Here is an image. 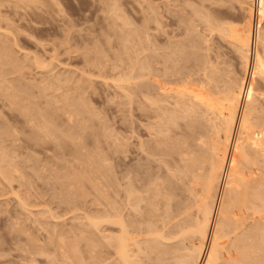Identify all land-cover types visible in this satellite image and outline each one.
I'll return each instance as SVG.
<instances>
[{"label": "rangeland", "instance_id": "1", "mask_svg": "<svg viewBox=\"0 0 264 264\" xmlns=\"http://www.w3.org/2000/svg\"><path fill=\"white\" fill-rule=\"evenodd\" d=\"M17 3L13 2V0L0 1V160L3 159L2 160L3 162L0 161L1 163L0 166L2 167L3 165V168L0 169H3L2 171L4 172L3 173L0 170L1 172L0 173V264H32V263L74 264L75 261L77 260L78 262H76L75 264L77 263L81 264L80 259H82L83 257L84 258L87 257L86 258L87 260L83 258L84 260H86L85 261L87 262L86 264L89 263L91 264L92 261L88 260V257L91 258V255L90 256L88 255L91 252V247H89L91 246V243L90 240L88 239H90L91 236L93 235V229L91 228V226L88 227L89 229L87 227H86L87 229L84 228L86 225L89 226L87 223V219L84 218V216L85 214L86 217L92 215L91 211L89 210L93 211L94 209V207H92L93 199L97 197L98 192L96 193L93 190L91 184L92 181L89 180L87 181V179H85L84 177L81 178L80 184L82 188L83 187L85 188L81 189L80 185H78L77 187H71V186L67 187V185L71 182L68 176L74 174L77 175L78 173L80 174L84 173V175H91L89 177H91L92 180L93 177L96 179L98 177L97 180L102 181V183L106 185L103 186V191L111 195L113 191L116 190V193L118 195V197L117 196L116 197L121 202L123 201V198H125L126 196V190H124V187L129 185L133 186L132 187L133 195L136 198H132V199L133 201H136L138 199L142 200L141 201L142 203L140 202L141 203L140 207L142 211L146 209L147 207L146 201L150 197L149 195H151L150 192L152 193L153 191L151 186L148 187V185H146L148 184L149 181L154 180V178H156L159 179V181H163L166 187H169L167 186L169 185L168 184L169 179L171 182L176 180V178H174L175 177L174 173H170V171L175 170L173 165L178 164L175 160L176 155L171 152V149L173 148V146L175 147V145L177 144L181 148H184L182 147L183 146L182 144H184L185 140L189 138L180 137V135L187 136L186 134H190L191 133L190 130H192L191 128H193L192 126L194 124H195L194 126L196 127L197 125L199 126L202 123H198V122H204L205 118H201L203 117L200 116L202 113L200 114L198 112L200 115H197L196 113V117L193 116L194 114L192 115L188 114L185 117V119H183L184 115H186V113L189 112L187 111L188 109L186 108V106L178 107V105L176 104L170 106L166 105L168 101L170 104L174 103L172 102V100L175 101V99H172L173 95L171 97L172 94L171 89L167 91L168 88L167 86L170 85L172 89H174V87H176L179 82L180 84L183 82L184 84L182 83V85H184L186 89L188 88L191 89V86L193 85H194L193 86L194 89L199 88V86L201 87V84L199 85V83H202V85H204L203 83H205V82H200L205 80L204 77L202 78V76H205L204 74H202L204 73L202 72L204 67L203 64L207 65V69H208V65H210L211 63L212 64L216 63L215 65H217L219 69L218 72H220L218 75L220 74L222 75L224 73V71L221 73L222 69L219 68L221 64H224V66L227 69L233 72L231 73L234 76L237 77L243 76L241 74H244L246 71L243 72L244 69H242L243 66H241V64L238 67L239 63L242 62V60L240 58V55L239 57L238 56L236 57V55H238L239 53L238 51L237 53L234 52L235 45H232L231 44L232 42L229 41L230 46L232 45L233 48L230 47L228 41H226L230 39L223 35L217 37L218 32L216 30H212V28L216 26L214 25V23L218 24L217 22L220 23V21L221 22L228 21L229 23L236 24V26H241L243 24L242 23L243 20L246 19L245 18L246 10L245 7H243L244 5H242V3L244 4V1L243 0H40V2L39 1L31 2V3L19 2L20 4ZM16 4L20 5V7H17ZM228 6L232 7L233 10L231 9V7H229L232 12H230ZM212 7H214L215 9ZM199 10L207 15L209 11H210L209 12L210 15L211 13L216 14V10H218L216 14L218 16H216L215 14L212 16L211 14L207 18L211 17L212 19L215 18V20L218 19L219 21L215 22V20L210 19L209 20L211 22L210 23L209 21L208 22L206 21L207 20L206 17H204L205 20H201V18H203L202 12L194 16V13ZM222 11H224L226 14L223 13ZM197 13L198 12H196L195 14ZM117 15L119 18L116 17ZM159 15L162 18V19L160 18V21L157 19L159 18ZM199 15L201 18L199 17ZM182 16L184 17L182 18ZM196 16L198 17L196 18ZM121 17H123L122 19L124 20H122ZM148 19L149 21H147ZM189 19L191 20L189 21ZM198 19L201 20V22ZM172 21L174 22L173 24L176 26H174L173 24H169L172 23ZM126 22H127V26L125 24ZM143 22L145 24H147L148 22L149 23L148 25H145ZM234 22H238V23H234ZM184 23H186L187 25ZM204 23L206 24L205 26H207V28L205 27V29L203 26ZM142 25L145 27H142ZM146 27L149 30H147ZM258 27L260 31L264 34V20L258 22ZM143 28H145L144 29L145 31L143 30ZM210 30H212V32H210ZM190 31L192 32L189 34L188 32ZM123 32H125L126 35ZM137 32H139V34H137ZM141 32H143V34H141ZM204 32H206V34ZM131 33L134 36L131 35L130 38L129 34ZM144 33H147V35L145 34L144 36ZM171 33L172 36H170ZM202 34H204V36ZM207 34L208 36H205ZM141 36L145 39L144 40L145 44H142L143 41L140 39L142 38ZM200 36L205 38H200ZM221 36L223 37L221 38ZM197 37L199 38V41L196 40ZM224 37L228 39H224ZM133 41L139 43V47L141 46L140 47L141 49L137 47L138 46L137 45L135 48L136 50H134L133 47L136 44L135 45H132L134 43L130 44V42ZM208 41H210V43ZM187 42H189L190 44L188 45ZM191 42L192 43L200 42V43L198 45L194 43L193 45ZM173 43H176L177 45H174ZM179 44L180 45L187 44V45H182L180 47ZM131 45L133 47H130ZM199 45L200 48L197 47ZM256 45H253L254 49L259 46ZM184 46L186 48L187 47L189 48L186 49ZM194 46H196L197 48ZM207 46L208 47L210 46L209 48L210 50L208 49ZM211 46L214 48V50L218 49L219 52L217 50L215 51L212 50L213 48ZM128 47L130 51L134 50L133 51L134 54L138 50L139 51L137 52L138 54L136 53L138 57L136 54L133 55V53L131 54L130 51H125L123 49V48L127 49ZM167 47L169 49H167ZM176 47L179 50L181 49L182 50L178 52V49H176ZM204 47L207 48L206 51L203 49ZM143 48H146V50L145 49L143 50ZM147 48H149L150 51ZM163 48L166 49L164 50ZM170 48L174 49L173 50L174 52L173 51L171 52ZM201 48L203 49V52L199 51L201 50ZM160 49H162L164 53H161L162 51ZM190 49L193 51L195 50L196 54L194 53L195 55H193V52ZM140 50L142 51L141 53ZM166 50L168 51L170 50L169 51L170 55ZM8 51L9 53H11L10 54L11 56L7 53ZM145 51L148 52L146 53ZM175 51L178 53H175ZM196 51H199L201 54L204 53L207 56L211 55L210 59L208 58L209 56L207 57L204 54L201 55L199 52ZM228 51L230 53H228ZM183 52L186 53L184 54ZM217 52L219 53V55H216ZM231 52L232 55L235 56L232 57ZM125 53L126 55L129 56L128 58L126 57ZM158 53H160L161 55ZM173 53H175L176 55L174 56L176 57V60L174 59L173 56H171L174 55ZM189 53L193 55L192 61H188V59L190 60L189 57H191L187 55ZM164 54L169 55L172 58L171 62L172 64H174L172 68L170 67L172 65V64L170 65L171 62L168 61L171 59H169V56H166ZM178 54H183L180 56L183 57L185 55V57L179 59L181 57H178L179 56ZM162 55L165 57H163ZM197 55H199L200 58L202 59H207V60H203L205 63L203 62V64H200L202 65L201 68L195 67V66H199L198 65L199 63L194 64L195 62H199L197 60L199 56L195 57ZM213 55L216 56L214 57ZM119 56H122L120 57L122 59H119L118 58ZM134 56H136L139 60L136 59ZM147 56L151 59L147 58ZM203 56H206L207 58H204ZM217 56L219 60L216 58ZM131 57L133 61L130 62ZM143 57L144 59H142L141 61L140 59ZM158 58L160 60L164 59V61H168L169 63L160 61L158 60ZM186 58L187 60L184 61L183 59ZM236 58H239L240 61ZM134 59L136 60L134 61ZM233 59L238 64H236V62L233 61ZM145 60L148 61L147 63L149 67L152 66L149 68L151 70L148 71H153L154 73L157 72L158 73L156 74L157 76H153L152 74L154 73H151L153 77L150 75V73L148 75L147 70H146L147 74L141 76L142 78L138 76L139 74L141 75L143 74V72L141 73V71L143 70L139 69L141 67L139 65L143 64L144 62L146 63ZM136 61L139 62L138 65ZM173 61H178L179 65L177 64L178 65L177 66L176 63L178 62L174 63ZM206 61H210L209 64ZM219 61H221L222 63H220ZM188 62L191 63L189 64ZM200 62H202V60H200ZM223 62H226V64ZM130 63L132 64L130 65ZM133 64L135 67L130 68L129 65L133 66ZM167 64H169L170 66ZM182 64L184 69L180 70L181 68H183ZM163 66L166 69L169 67L167 70L164 69L166 70L167 73L164 72L163 70L165 74L162 73ZM232 66L234 71L232 69ZM154 67H156V70L152 69ZM174 67L178 69V72ZM134 68H136L137 70ZM128 69L131 70L132 73ZM133 70L138 72L134 73ZM240 70L242 71L240 72ZM126 71H128L131 74L127 73ZM238 71L240 72L238 73L239 76L237 75ZM190 72L193 74H190ZM172 73L175 76H173ZM124 74L127 75L124 76ZM171 75L174 77L173 80L170 79L173 78ZM179 75H182L184 79H182V77ZM199 75L202 76L200 77ZM244 75H247V72ZM129 76H131L130 80L128 78ZM132 76H135V78ZM145 76H149V79L151 81L153 80V82H150L149 80L148 81L149 85H147L150 86L149 89L151 90L153 89V91L149 90L152 92L153 95L152 98L153 97L158 98V96H160V93L164 95V92L159 91V90L164 91V88L166 89L165 91H167L165 95L170 93L169 94L170 96L168 95L166 97L162 96V98H158L161 100L159 103L160 105L156 106V109H153L155 106L151 107L153 105L149 106L148 103L145 102V100H141L142 97H144L143 93L141 94L140 92V89H142V87L136 89V85L133 84L132 87L130 86V84L127 83V82L129 83L136 82L138 83L137 86H139L140 84L146 85L148 83H146L145 79H143ZM150 76L152 79L150 78ZM177 76L181 77L182 82L181 80H179L180 78L176 79ZM247 77H249V74L247 75ZM125 78L126 81L127 79L128 81L126 82L127 84L124 82L125 83L124 85L126 86L127 89H130L128 88V86L132 87L130 91H126L127 89H124L125 87H123L122 89V86L124 85L119 83V81H121V83L125 81ZM157 78H161V79L159 80ZM162 78L166 81L164 82ZM134 80H138V81H134ZM155 80L163 81L160 82L161 85L157 84L159 85V87L157 86L159 88L158 90L157 87L155 88L156 86ZM142 81L145 83H143ZM191 81L196 82V84H191ZM116 85L117 86L122 85L121 89H119V87H116ZM162 85L165 87H163ZM160 86L163 87V89ZM170 86L169 88H171ZM179 86L180 85L177 86L178 89L180 88ZM184 86L182 87L185 90ZM133 89L136 90L137 92H135ZM131 90L133 91V94L130 93L132 92ZM154 90L159 91L157 92L159 95L156 97H155L156 94H154L155 93ZM122 91L127 93L124 94V92ZM138 93H140L143 96L141 97V95ZM135 94L138 95L137 99L139 98L142 102L136 100V98L132 99L136 97ZM124 95L127 97H125ZM133 95L135 96L133 97ZM168 97L171 98L168 99ZM166 98L168 100L167 103L165 100L162 101V99H166ZM129 99H131V101L133 102L130 103ZM71 101H75V102H71ZM143 102L146 105L141 104ZM161 103L162 105L164 103L166 104H164L162 107ZM140 104L141 107L144 106L141 109L138 108L140 107L139 106ZM165 105L168 107H166ZM174 105L177 107H174ZM149 107L151 108V110ZM165 107L166 109H164ZM24 108L27 111L25 110L23 111ZM144 108L146 111L149 108L147 113L146 111L144 112L142 111V109ZM169 108L171 110L175 109L174 112L176 114L171 112ZM177 109L178 111H176ZM149 111H153V113ZM180 111L184 112L185 114L184 113L181 114ZM149 113H151L152 115ZM155 113H159V114H155ZM158 115H160V119H161L160 121H157V119L159 120ZM165 115H167V117H171L170 118L171 120L167 117H164L165 121L167 119V121L170 122L169 124L163 121L164 120L163 116ZM177 115H179L181 118L179 116L178 119L177 117H174ZM197 117L199 119H197ZM172 119L174 121H172ZM200 119H203V121ZM29 122H33V125H31L32 123L29 124ZM156 122L158 123L156 124ZM44 123H46L45 126L43 125ZM47 123L49 124V126H47L48 125ZM187 123H190L189 125L191 126H189ZM171 125H173V127ZM43 126L44 128H48V129L41 128V130H45V131L51 130L52 133L46 131L47 133L49 132L47 134L45 131L44 133L39 129L38 130L35 129ZM11 127L13 132L11 130ZM54 127H57L55 131H53ZM58 128L60 129L58 130ZM31 130H33V132ZM71 130L72 132L70 133ZM38 131H41V133ZM34 132L40 134L36 135ZM181 132L184 134L182 135ZM63 133L66 137L63 135ZM53 135L54 137L52 138ZM73 136L78 138L75 139L73 138ZM178 138L180 139L182 138V139L179 140ZM176 139L179 141H177ZM37 140L40 141L37 142L39 145L36 142H34ZM41 142L43 143V145ZM117 142L120 143L121 147H118L119 144H117ZM174 142H176L177 144L174 145L173 144ZM32 145H34V147ZM163 145L166 146L164 147ZM168 145H171L172 147L171 146L169 147ZM40 146L45 148H41ZM115 147L118 149H116ZM156 147L158 149H156ZM45 149L48 150V152L46 153L47 155L44 154L45 152H43V150ZM101 149L103 152H100ZM116 150L117 152H115ZM49 151L52 153H50ZM62 152L65 154L64 156ZM56 154L61 158L59 157L57 158V156L54 157ZM89 154H93L96 156H92ZM36 155H39L40 157ZM97 155H100L98 160L107 157L106 158L107 161L103 159L101 161H98L97 159L94 158V157L98 158ZM44 157H47L48 160H46ZM89 157L92 159L88 160L87 158ZM52 158L54 159L56 158V160L53 162L54 159L50 160ZM64 158L65 161H63ZM42 159H44L45 161L42 162L43 161ZM49 161L53 162V164ZM70 161H72V163H70ZM73 161H75L76 164ZM86 161H88V163ZM91 162L93 164H91L90 166L89 163ZM98 162L101 163L99 164ZM165 163L169 164L170 166H168L167 164L165 166L164 165ZM41 164L45 165V168L44 166H42V168L40 169ZM85 164H87L91 169L90 172H87L89 171V168L86 169L87 171L82 169L88 167ZM62 165L63 166L66 165V166H64L61 170L56 171V169H59V167H61ZM70 166L71 167L73 166V168L76 167L78 169L80 167L82 168H80L79 170H75L76 168L73 169L70 168ZM171 166L173 167V169H171L172 168ZM50 167L55 170L51 169ZM94 167H98V169ZM68 168H70L69 170H72L73 172L67 170ZM111 168L112 171H110ZM81 169L83 170L82 173L79 172ZM93 169L96 170L93 171ZM121 169L122 170L126 169L125 171H129L128 174L126 175V172L123 171V173L125 172L123 176L122 175L123 173H121L122 171ZM4 170L10 172H8L7 174V172H5ZM64 170H66L67 173L69 172L70 173L64 174ZM98 171H102L103 173ZM53 173L56 175H54ZM85 173H90V174H85ZM171 174H173L172 175L173 178L171 177ZM65 176H67L66 179H64ZM112 176L114 177L112 178ZM59 177H62L63 179ZM100 177L103 178L100 179ZM54 178L56 181L53 180ZM136 178L138 180L143 178L142 180H145L147 183L145 185H141V182L145 183V181L140 180L141 182L138 184ZM114 179H115L114 183L117 184H111L113 182L111 180ZM132 179L134 183L131 182ZM159 181L157 180L158 183ZM176 181H174L172 185H170V187L172 186L173 187L172 190H175V193L177 194L183 193V190L180 187H182L181 184H183L185 181L184 180H182V182L180 180H176ZM64 182L65 183L68 182V184H65ZM61 183H63L64 185ZM107 183H110V185H107ZM164 183H161V185ZM177 183L180 185H177ZM143 186L146 188L145 189L146 191L142 190L144 189ZM162 186L165 188L164 185ZM69 190L72 192H70ZM78 192H80V194ZM88 192L89 195H91L90 197L87 194H84ZM177 194L174 195V201H180L179 200L180 196L179 194L177 196ZM67 195L69 198L67 197ZM76 197H81V198H76ZM82 197H84L83 200ZM125 212L129 213V218L131 220L137 221V217L139 216H137V214H134L132 209L128 207L125 209ZM160 217L161 216L158 215L155 217V219L159 220ZM77 219L80 220L81 223ZM82 223H86V225ZM157 224H159V221L157 222ZM80 225H82V227ZM80 237H82L84 240L87 238V240H85L86 242L83 241V239L79 240ZM61 238L62 240H60ZM84 243L86 246L84 245ZM73 245L74 246L77 245L76 252H74L75 251L74 249L71 250L72 248H70ZM68 248L69 250L67 251ZM87 249L88 252L83 251ZM37 250H39V252ZM69 252L70 254H68ZM64 255L69 258H67L66 260V258H64ZM78 255H80L79 256L80 258L78 257ZM32 258L35 259L36 261L34 260L35 261L34 262ZM29 261L32 263H30Z\"/></svg>", "mask_w": 264, "mask_h": 264}, {"label": "bare ground", "instance_id": "2", "mask_svg": "<svg viewBox=\"0 0 264 264\" xmlns=\"http://www.w3.org/2000/svg\"><path fill=\"white\" fill-rule=\"evenodd\" d=\"M9 1H11V0H9ZM38 1L40 2V0H38ZM38 1L37 0H13V2H16V3L18 2L17 4H20L19 2H30L31 3V2H38ZM243 1H244V4L242 3V5H244L243 7H245V10H246V17H245L246 19L243 20V22H242L243 24L241 23L242 25L239 24L241 26H236V24L229 23L228 21H227L228 23L227 22H221V21L219 23V22H217V21H219L218 19L215 20V18L212 19L211 17L207 18L208 16H210L212 14L211 13L209 15L210 11L208 12L207 10L206 11L208 12V15L199 10V11H196V12H198L197 14H195L196 12L194 13V16L198 15L200 12H202L203 18H201L199 15L201 20H205L204 17H206L207 22L210 19H212L218 23V24L214 23V25H216V26L213 27L212 30H216L218 32L219 36L217 35V37H220V35L228 37L230 40H226V41H228V43H229V41H231L232 42L231 44L235 45L234 48L236 49V51L234 49V52L237 53V51H238V53H239L238 55H236V57L237 56L239 57V55H240V58L242 60V62L239 63L238 67L241 64V66H243V68L242 67H240V68L244 69L243 72L246 71L247 75L249 74V77H247V75H244L246 72L244 74H241V75H243V76L240 75L241 77L234 76L232 74L233 72L231 70L227 69L224 66V64H221V66H219V68L222 69L221 73L223 71H224V73L222 75L221 74L218 75L220 72H218L219 69H218L217 65H215L216 63H213V64L211 63L210 65H208V69H207V65L203 64V62H204L203 60H207V59H202V58H200L199 55H197L195 57L199 56L197 58V60L199 62H195L194 64L199 63L198 64L199 66H195L196 68L197 67L201 68L202 65H200V64H203V66H204L203 67L204 71L202 70V72H204V73H202V72L201 73L204 74L205 76L199 75L200 77L202 76V78L204 77L205 80L202 79L203 81H200V82H205V83H203L204 85H202V83H199V85L201 84V87L199 86V88H196V86H195L196 89H194V87H193L194 85H193V86H191V89H189L187 87L188 84L190 83V81H189V83L186 86L188 89H186L185 86L182 85V83H183L181 80L182 75H179L181 77H179V76L176 77V79L180 78L179 80H181V82H182L181 84H180V82L178 83V85H180L179 89L177 87L178 86L177 84H175L177 86L174 87V89H172V87L170 85H168V84H167L168 86L166 85L168 88H169V86L171 87L169 89L167 88V91L171 89V92H172L171 97L173 95L172 99H175V101L172 100V102H174V103L171 102L172 104H170L169 101L167 100V98L162 99V101L165 100L166 103H167V101L169 103V104L168 103L167 104L164 103V104H166L168 106L176 104V105H178V107L186 106V108L188 109L187 111H189V112H187L186 115H184L183 119H185V117L188 114L189 115L194 114L193 116L196 117V113H197V115H200L202 113L200 116H203V117H201V118H205L204 122H198V123H202L199 126L197 125V123H196L197 127L194 126L195 124L192 126L193 128H191L192 130H190V132H191L190 134H186L187 136H181L180 135V137H186V138L188 137L189 138V139L185 140L184 144H182L183 146L181 145L184 148H181L176 143L177 141L182 139V138L181 139L178 138L179 140L176 139L177 141L173 143L174 145L177 144L178 146L175 145V147L173 146V148L171 149V152L176 155L175 160L178 163L177 165H179V166H177L175 164L176 167H175V165H173L175 170H172L174 172L170 171L171 169H173L172 166H171L172 168L169 171H170V173H174V176H175L174 178H176V180H180L181 182H182V180L185 181V182L183 181L184 183L181 184L182 187H180L183 190V193H178L180 196L179 197L180 201H174V195L177 193H175V190H172L173 189L172 186L170 187V185H172V183L176 180L173 179L174 181L171 182L169 179V181L171 183L168 181L169 185H167V186H169V187H166L165 183L163 181H159V179H156V178H154V180L149 181L148 184H146L147 182L145 180H142L143 178H141L140 180L145 181V183L141 182L140 180H138L136 178L137 179L136 181L138 182V184L141 182V185L146 184V185H148V187L151 186V188L153 190L152 193L150 192V194H151V195H149L150 197L148 196L149 198L148 199L146 198L147 199L146 209H144V211H142L141 207H140L142 200L138 199L136 201H133V199H132V198H136L133 195V189H132L133 186L129 185V186L124 187V190H126V196H125V198H123V201L121 202L120 200L117 199L118 195L116 193V190H114L113 193L111 192L112 193L111 195L107 194L105 191H103V186H106V185L104 183H102V181L97 180L98 177H97V179L93 177V180H92V178L89 177L91 175H84V173H82V171H83L82 169L86 170L89 168V166L87 164H85V165L88 167H85V168L80 167L82 169L79 172H81L82 174L78 173L77 175H75V174L70 175V176H68V178H69V180H71V182L69 184H68V182L65 183L66 181L64 182L65 184H68L67 187H69V186L77 187L78 185H80V188L83 189L85 187L82 188L80 181H81V178L84 177L85 179H87V181L88 180L92 181L91 184H92L93 190L96 193L98 192L97 197L95 199H93V205L94 206L92 205V207H94V209H93V211L89 210V211H91L92 215L90 214L91 216H87V217H86V214H85V216L83 215L84 218L87 219V223L89 226H87L86 223H82V224L86 225V226L84 225L85 226L84 228H86V227L88 228L91 226V228L93 229V235L91 236L90 239H88V240H90V243H91V246H89V247H91L92 253L90 252V254H88L89 256L91 255V258L88 257V260L92 261L91 264H264V34L260 31V29L258 27V22L261 20H264V0H243ZM208 5H210V4H208ZM203 6H202V8H203ZM17 7H20V5H17ZM221 7H222V5H221ZM221 7H220V9H221ZM229 7H231V6H228V8ZM212 8H214V7H212ZM228 8H226V9H228ZM196 9H198V8H196ZM222 9H224V8H222ZM231 9H232V7H231ZM231 9H230V12H232ZM217 11L218 10H216V14H217ZM224 11H222V12L225 13ZM158 14H160V13H158ZM214 14L215 13H213L212 16ZM160 15H162V14H160ZM160 15H159V18H157L159 21L161 18ZM162 16H164V15H162ZM216 16H218V15H216ZM222 16H220V17H222ZM116 17L119 18L118 15ZM183 17L184 16H182V18ZM197 17L198 16H196V18ZM233 17H231V18H233ZM122 18L123 17H121V19ZM122 20H124V19H122ZM190 20L191 19H189V21ZM201 20H199V21L201 22ZM125 21H123V22H125ZM147 21H149V19ZM157 21H155V22H157ZM224 21H226V20H224ZM207 22H206V24H207ZM148 23L147 24L144 23V24L148 25ZM173 23L174 22L172 21V23H169V24H173ZM234 23H238V22H234ZM125 24L127 26V22ZM184 24H186V23H184ZM206 24L205 23L203 24L204 29H205V27L207 28V26H205ZM157 26H158V24H157ZM174 26H176V25H174ZM142 27H145V26L142 25ZM144 29L145 28H143V30ZM146 29H147V27H146ZM147 30H149V29H147ZM212 30H210V32H212ZM192 31H190L188 33L190 34ZM139 32H140V30H139ZM139 32H137V34H139ZM146 32H149V31H146ZM206 32H204V33L206 34ZM210 32H209V34H210ZM123 33H125V32H123ZM127 33H129V32H127ZM172 33H174V32H172ZM172 33L170 36H172ZM141 34H143V32H141ZM145 34L147 35V33H144V36H145ZM125 35H126V33H125ZM129 35L131 38V35H133V34L131 33ZM202 35L204 36V34H202ZM187 36H188V34H187ZM201 36H200V38H205V37H201ZM205 36H208V34ZM223 36H221V38ZM198 37L196 40L199 41ZM225 37H224V39H228ZM142 38H140L143 41L142 44H145L144 43L145 39L144 38L142 39ZM188 39H190V38H188ZM208 40H209V38H208ZM123 41H125V40H123ZM179 41H182V40H179ZM208 42L210 43V41H208ZM131 43H134L132 45L136 44L134 47L132 45L130 46V47H133L134 50H136L135 48L137 45H138L137 47H139V43H136L135 41L130 42V44ZM176 43H178V42H176ZM176 43H173V44L177 45ZM194 43H196V45H198L200 42L199 43L194 42ZM194 43H192V44L194 45ZM202 43H203V41H202ZM164 44H165V42H164ZM187 44L189 45L190 43L187 42ZM187 44H182V45H187ZM182 45H180V47ZM208 45H210V44H208ZM232 45L230 46V43H229V46L233 48ZM253 45H256V46L259 45V46L254 49ZM145 46H143V47H145ZM203 46H204V44H203ZM203 46H201V47H203ZM168 47H167V49H169ZM194 47H196V46H194ZM194 47H191V48H194ZM197 47L200 48V45ZM149 48H150V45H149ZM149 48H147V49L150 51ZM187 48H189V47H187ZM209 48H210V46L208 47V49ZM123 49L125 51H130L129 47L127 49H125V48H123ZM144 49L146 50V48H143V50ZM163 49L165 50L166 48H163ZM176 49H178V48L176 47ZM203 49L206 51L207 48L204 47ZM203 49L201 48V50H199V51L203 52ZM160 50L162 51V49H160ZM173 50L174 49H171V52ZM181 50L178 49V52ZM212 50H214V48ZM215 50L218 51V49H215ZM219 50H220V48H219ZM133 51H130L131 54L133 53ZM166 51L169 53L170 50L169 51L166 50ZM191 51L193 52V55L196 54L195 50L194 51L191 50ZM199 51H196V52H199ZM229 51H231V50H229ZM229 51H228V53H230ZM137 52H139V51L137 50ZM137 52H135V54ZM141 52L142 51L140 50V53ZM178 52L175 51V53H178ZM187 52H188V50H187ZM218 52L216 55H219ZM7 53L9 55L11 54V53H9V51ZM161 53H164V52L162 51ZM175 53H173L174 55H171V56H173V57L176 56ZM183 53L185 54L186 52H183ZM228 53H226V54H228ZM135 54L133 53V55H135ZM150 54H152V53H150ZM158 54H160V53H158ZM166 54H164V55H166ZM189 54H191V53H189ZM189 54H187V55L191 56V57H189L190 60L188 59V61H192L193 55L192 54L189 55ZM203 54H201V55H203ZM125 55H126V53H125ZM169 55H170V53H169ZM169 55H166V56H169ZM178 55H179L178 57H181L180 55H183V54H178ZM204 55H206V54H204ZM216 55H213V56L215 57ZM231 55H232V52H231ZM206 56H203V57L207 58L209 55L207 57ZM210 56L208 57L209 59H210ZM233 56H235V55H232V57ZM120 57H122V56H119L118 58L122 59ZM126 57L128 58L129 56L126 55ZM134 57L136 59H138L137 58L138 55H137V57L136 56H134ZM163 57H165V56H163ZM184 57H185V55L179 59H182ZM224 57H223V60H224ZM147 58H149V57L147 56ZM216 58L218 59V56ZM136 59H134V61ZM142 59H144V57L141 58L140 60L142 61ZM149 59H151V58H149ZM169 59H171V60H168V61L171 62L172 58L170 56H169ZM174 59L176 60V57H174ZM225 59H227V58H225ZM236 59L239 60V58H236ZM158 60H160V59L158 58ZM183 60L185 61V60H187V58L183 59ZM194 60H196V59H194ZM200 60H202V62H200ZM223 60H221V61H223ZM131 61H133L132 57H131L130 62ZM145 61H146V63L144 62L143 64L139 65V66H141L139 69L143 70V71H141V73L143 72V74L138 75L140 77L147 74V73H148V75H149V73H150V75H151V73H154L153 71H148V70H151L149 68L152 66L149 67L148 63H147L148 61L147 60H145ZM160 61H164V59L160 60ZM168 61H164V62L169 63ZM221 61H219V62L222 63ZM233 61H235V60L233 59ZM136 62H135V64H136ZM151 62H153V61H151ZM173 62L176 63L178 61H173ZM206 62L209 64L210 61H206ZM212 62H214V61H212ZM132 63H134V62H132ZM132 63H130V65ZM138 63L139 62H137V65H138ZM223 63L226 64V62H223ZM232 63H234V62H232ZM242 63H243V65H242ZM171 64H172V62L170 63V65ZM177 64L179 65V62L176 63V65ZM236 64H238V63L236 62ZM130 65H129L130 68L135 67L134 64H133V66H130ZM167 65H169V64H167ZM167 65H165V66H167ZM173 65L174 64H172L170 67L172 68ZM177 66H176V68H177ZM222 66L225 68H223ZM182 67H183V64H182ZM234 67H236V66H234ZM136 68H134V69H136ZM154 68H152V69L156 70V67H154ZM162 68H163L162 73H164V72H166V70L169 67L166 69L163 66ZM164 69H166V70H164ZM183 69H184V67L181 68L180 70H183ZM232 69H233V66H232ZM146 70L148 71L147 73H146ZM163 70H164V72H163ZM176 70L178 72V69H176ZM227 70H229V71H227ZM129 71H131V70H129ZM158 71H159V69H158ZM233 71H234V69H233ZM241 71L242 70H240V72ZM126 72L129 73L128 71H126ZM136 72H138V71H134V73H136ZM194 72H196V71H194ZM240 72L238 71L237 75ZM131 73H132V71H131ZM131 73H129V74H131ZM156 74H158V73L156 72L152 75L157 76ZM190 74H193V73L190 72ZM199 74H200V72H199ZM125 75H127V74H124V76ZM172 75H173V73H172ZM151 76H150V78H151ZM168 76H170V75H168ZM173 76H175V75H173ZM196 76H198V75H196ZM130 77L131 76L128 77L129 80L131 79ZM132 77L135 78V76H132ZM163 77H165V76H163ZM190 78H191V76H190ZM138 79H140V78H138ZM143 79H145V82L148 84H146V85L140 84L139 86H137L138 83H136V82L129 83V82H127L128 79L126 81V78H125V81H123L122 83L118 79L117 80L119 81L120 84H123V85L127 82L128 84H130V86L133 87V84H134V85H136V89H139L142 87V89H140V92H141V94L143 93L144 97H142L143 95L138 93L142 97L141 100H145V102L148 103L149 106L153 105L151 107L155 106L153 109H156V106L160 105L159 103L161 100L158 98H162V96L166 97L170 93L165 95L167 93V91H165L166 89L164 88V91L159 90L160 92H164V95H162L160 93V96H161L160 97V96H158L159 94L157 93L159 91L154 90L155 91L154 94H156L155 97L158 96V98H154V97L152 98L153 95H152L151 91H153V89L151 90V89H149L150 86H147V85H149V82H148L150 80L149 76H145ZM157 79L160 80L161 78H157ZM170 79L173 80L174 77L170 78ZM182 79H184V78L182 77ZM117 80H116V82H117ZM159 80L158 81L155 80L156 82L154 81L156 84V86L154 85L155 88L157 86L159 87V85H161L160 82H163L162 80L161 81H159ZM172 80H170V81H172ZM196 80H198V79H196ZM134 81H138V80H134ZM165 81L166 80H164V82ZM145 82H143V83H145ZM150 82H153V80L152 81L150 80ZM157 82H159V83H157ZM197 82H199V81H197ZM117 84H118V82H117ZM157 84H159V85H157ZM191 84H196V82L191 81ZM181 85L184 86L185 90L183 89V87ZM121 86L122 85H118V86L116 85V87H119V89H121ZM123 87H125L124 89H127L125 85L122 86V89H123ZM132 87L128 86V88H130V89ZM158 87H157V90L159 89ZM163 87H165V86H163ZM163 87H161V88L163 89ZM181 87H182V89H181ZM130 89H127L126 91H130ZM149 90H151V91H149ZM134 91L137 92L136 90H134ZM122 92H124V91H122ZM126 93L127 92H124V94H126ZM130 93L133 94V91ZM135 95H133V97ZM140 95H139V97H140ZM137 96L138 95H136V97H134L132 99L136 98V100L141 101L139 98L137 99ZM125 97H127V96H125ZM128 98H130V97H128ZM143 98H145V99H143ZM170 98L168 97V99H170ZM129 101H130V103L133 102V101H131V99H129ZM71 102H75V101H71ZM68 103H70V102H68ZM141 104L144 105L145 103L143 102ZM141 104L139 105L140 107H138L140 109L144 107V106L141 107ZM163 105L161 103L162 107H163ZM73 106H75V105H73ZM168 106H166V107H168ZM129 107H130V104H129ZM166 107L164 109H166ZM174 107H177V106L174 105ZM149 108H148V110H149ZM170 108H169V110L171 112L175 113L174 112L175 109L171 110ZM24 110H25V108L23 109V111ZM148 110L146 111L145 108L142 109V111L143 112L146 111V113L148 112ZM150 110H151V108H150ZM25 111H27V110H25ZM176 111H178V109ZM149 112L153 113V111H149ZM146 113H145V115H146ZM180 113L183 114L184 112L180 111ZM75 114H76V112H75ZM149 114H151V113H149ZM155 114H159V113H155ZM163 114H164V112H163ZM177 114H179V113H177ZM67 116H69V115H67ZM158 116H159V120L156 118L157 116L155 118L157 119V121H160L161 120L160 115H158ZM178 116L179 115L174 116V117H177V119H178L180 117V116L179 117ZM200 116H198V117H200ZM142 117H144V116H142ZM164 117H167V115L163 116V118ZM190 117H192V116H190ZM198 117H197V119H199ZM167 118L170 119L171 117H167ZM188 118H186V119H188ZM71 119H70V121H71ZM200 120L203 121V119H200ZM163 121H165V118ZM172 121H174V120L172 119ZM44 122H46V121H44ZM165 122L168 124L170 123L167 121V119ZM189 122H190V120H189ZM25 123H27V122H25ZM30 123H32L31 125H33V122H29V124ZM41 123H43V122H41ZM157 123L158 122H156V124ZM159 123H161V122H159ZM174 124H175V122H174ZM187 124L189 125L190 123H187ZM43 125L45 126L46 123H44ZM44 126L39 127V128H35V129H37V130L38 129L41 130V128L48 129V128H44ZM47 126H49V124ZM171 126L173 127V125H171ZM189 126H191V125H189ZM31 127H34V126H31ZM5 129H6V127H5ZM14 129H16V128H14ZM53 129L52 130L55 131V129H57V127H54ZM59 129L60 128H58V130ZM70 129H72V128H70ZM188 129H189V127H188ZM11 130H12V127H11ZM62 130H63V128H62ZM31 131L33 132V130H31ZM41 131L44 132L45 130H41ZM41 131H38V132L41 133ZM46 131H49L52 133L51 130H46ZM12 132H13V130H12ZM56 132H57V130H56ZM71 132H72V130L70 131V133ZM40 133H35V134L38 135ZM73 134H76V133H73ZM183 134L184 133H182V135ZM30 135H32V134H30ZM63 135H64V133H63ZM49 137H51V136H49ZM53 137H54V135L52 136V138ZM73 138L76 139L78 137L73 136ZM96 138H97V135H96ZM186 138H183V139H186ZM55 141H56V139H55ZM58 141H59V139H58ZM172 141H174V140H172ZM34 142L37 143L40 141L37 140ZM55 143H57V142H55ZM117 144H119L118 147H121L120 143L117 142ZM170 144H172V143H170ZM42 145H43V143H42ZM121 145H122V143H121ZM32 146L34 147V145H32ZM56 146H58V145H56ZM59 146H61V145H59ZM168 146L170 147L171 145H168ZM45 147H41V148H45ZM50 149H52V148H50ZM116 149H118V148H116ZM156 149H158V148L156 147ZM162 149H164V148H162ZM52 150H54V149H52ZM43 152H45L44 154H46L48 152V150L45 149V150H43ZM100 152H103L102 149ZM115 152H117V150ZM50 153H52V152H50ZM158 153H160V152H158ZM95 154H98V153H95ZM64 155L65 154L63 153V156ZM89 155L96 156L93 154H89ZM36 156H39V155H36ZM56 156H57V154L54 157H56ZM47 157H44V158L46 160H48ZM58 157L59 156H57V158ZM97 157L98 158H96V157H94V158L98 160L100 155H97ZM162 157H164V156H162ZM168 157H170V156H168ZM171 157H173V156H171ZM59 158H61V157H59ZM106 158H104V159L101 158V160L102 159L106 160ZM53 159L54 158H52L50 160H53ZM87 159L90 160L92 158L89 157ZM167 159H169V158H167ZM2 160H0V161H2ZM37 160H39V159H37ZM42 160H43L42 162L45 161L44 159H42ZM55 160H56V158L53 160V162ZM84 160H86V159H84ZM101 160H98V161H101ZM4 161H5V159H4ZM63 161H65V158L63 159ZM75 161H73V162L76 164ZM49 162H51V161H49ZM49 162H47V163H49ZM53 162H51V163L53 164ZM86 162L88 163V161H86ZM165 162H167V161H165ZM55 163H57V162H55ZM70 163H72V161H70ZM116 163H118V162H116ZM10 164H9V166H10ZM52 164H50V165H52ZM89 164L91 166V164H93V163L91 162ZM166 164L167 163H165L164 165L166 166ZM0 165H1V163H0ZM54 165H56V164H54ZM59 165H60V163H59ZM167 165L170 166L169 164H167ZM9 166H6V167H9ZM42 166H44V168H45V165L41 164L40 169L42 168ZM64 166H66V165H64ZM64 166L62 165L61 167H59V169H56V171L61 170ZM115 166H117V165H115ZM67 167H69V166H67ZM100 167H102V166H100ZM0 168H3V165H2V167L0 166ZM57 168H58V166H57ZM70 168H73V166L72 167L70 166ZM70 168H68L67 170H69ZM75 168H73V169H75ZM94 168L98 169V167H94ZM51 169H53V168H51ZM79 169L76 168L75 170H79ZM96 169H93V171ZM0 170H1V172H3L2 171L3 169H0ZM11 170H14V169H11ZM42 170H44V169H42ZM53 170H55V169H53ZM125 170L126 169L122 170L121 173H123V171H125ZM4 171L7 172V174H8V172H10V171H6V170H4ZM69 171H72V170H69ZM90 171H91V169L89 168V171H87V172H90ZM110 171H112V168L110 169ZM98 172H102V171H98ZM125 172L127 175L129 171H125ZM66 173H67L66 170H64V174H66ZM69 173H67V174H69ZM121 173H119V174H121ZM124 173L122 174L123 176H124ZM85 174H90V173H85ZM105 174H107V173H105ZM1 175H3V174H1ZM54 175H56V174H54ZM172 175L173 174H171V177L173 178ZM4 176H6V175H4ZM59 176H61V175H59ZM108 176H109V174H108ZM113 177L114 176H112V178ZM158 177H160V176H158ZM59 178L63 179L62 177H59ZM66 178H67V176L64 177V179H66ZM101 178H103V177H100V179ZM147 178H148V176H147ZM163 178H166V177H163ZM169 178H170V176H169ZM53 180H55V178ZM82 180H84V179H82ZM157 180L159 181V183L157 182ZM61 181H63V180H61ZM111 181H113V182L111 183ZM111 181H110L111 184H117V183H114L115 179L111 180ZM164 181H165V179H164ZM123 182H125V181H123ZM131 182H133V179L131 180ZM166 182H167V180H166ZM176 182H178V181H176ZM54 183H56V182H54ZM110 183H107V185H110ZM161 183H164L162 185H164L165 188L161 185ZM57 184H60V183H57ZM61 184H63V183H61ZM124 184H126V183H124ZM136 185H137V183H136ZM141 185H138V186H141ZM177 185H180V184L177 183ZM121 186H123V185H121ZM64 187H66V186H64ZM125 188H127V189H125ZM178 188H179V186H178ZM145 189L146 188L144 187V189H142V190L146 191ZM70 190H72V189H70ZM88 190H90V189H88ZM176 191H179V190H176ZM70 192H72V191H70ZM78 193L80 194V192H78ZM147 193H146V195H147ZM67 194H69V193H67ZM84 194H87L89 197L91 196V195H89V192L84 193ZM178 194H177V196H178ZM136 196H138V195H136ZM67 197H68V195H67ZM72 197H75V196H72ZM93 197H94V195H93ZM76 198H81V197H76ZM83 198L84 197H82V200H83ZM143 202H145V201H143ZM143 204H145V203H143ZM78 206H79V204H78ZM128 207L130 209H132L134 214H137V216H139V217H137V221L131 220L129 218V213L125 212V209ZM142 212H145V213H142ZM158 215H160L161 217L159 220H156L155 217ZM77 218H80V217H77ZM81 219H82V216H81ZM86 219H83V220H86ZM78 221L81 223L80 220H78ZM158 221H159V224H157ZM82 222H85V221H82ZM80 226L82 227V225H80ZM81 239H83V238L80 237L79 240H81ZM60 240H62V238ZM85 240H87V238ZM85 240L83 239V241H85ZM74 241H76V240H74ZM61 242H63V241H61ZM69 243H70V241H69ZM84 245H85V243H84ZM73 246L70 248H72L71 250L74 249L75 250L74 252H76L77 245L74 246V248H73ZM83 249H85V248H83ZM68 250H69V248L67 249V251ZM80 250H82V249H80ZM37 251L39 252V250H37ZM83 251L88 252V249L83 250ZM89 251H90V249H89ZM68 254H70V252ZM79 256L80 255H78V257ZM64 258H66V260H67V258H69V257L64 255ZM71 258H72V256H71ZM83 258L80 259V262H81V264H86L87 262H85V261L87 260L86 259L87 257L84 258L86 260H84ZM32 259H30V260H32ZM34 260L35 259H33V261ZM89 261H88V263H89ZM76 262H78V260L75 261V263ZM30 263H32V262H30ZM32 264H34V263H32Z\"/></svg>", "mask_w": 264, "mask_h": 264}]
</instances>
